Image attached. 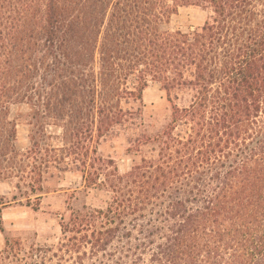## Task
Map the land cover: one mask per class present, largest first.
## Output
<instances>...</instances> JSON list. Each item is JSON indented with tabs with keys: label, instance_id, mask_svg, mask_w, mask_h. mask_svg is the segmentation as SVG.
I'll list each match as a JSON object with an SVG mask.
<instances>
[{
	"label": "trees",
	"instance_id": "obj_1",
	"mask_svg": "<svg viewBox=\"0 0 264 264\" xmlns=\"http://www.w3.org/2000/svg\"><path fill=\"white\" fill-rule=\"evenodd\" d=\"M192 5L201 27L166 29ZM149 82L171 114L121 173L97 144ZM70 171L106 206L61 215L55 246L5 237L0 264H264V0H0V182L38 203Z\"/></svg>",
	"mask_w": 264,
	"mask_h": 264
},
{
	"label": "rangeland",
	"instance_id": "obj_2",
	"mask_svg": "<svg viewBox=\"0 0 264 264\" xmlns=\"http://www.w3.org/2000/svg\"><path fill=\"white\" fill-rule=\"evenodd\" d=\"M210 16V11L200 6H182L172 15L166 29H179L184 32L201 27ZM121 108L126 121L118 125L97 144V153L103 158L112 159L118 170L123 173L132 165V160H139V155L129 151L135 136L141 133L153 135L167 123L171 114V105L166 92L156 82H149L142 93L141 101L123 99ZM15 112L9 115L15 118ZM30 127L23 120L16 125V148L24 152L31 146ZM61 130L49 127L45 144L57 146L55 138ZM147 147H142L145 150ZM27 172V171H26ZM26 175V173H23ZM21 172H16L11 180L0 182V196H4L5 206L1 210V224L5 231H0V250L4 247L5 237L20 238L27 244L55 246L60 239V217L67 216L69 209H80L83 205L105 207L110 194L96 188H85L79 173L65 172L57 176L45 174L43 192L36 203L34 196L25 194L26 188L17 187ZM14 196V197H13ZM15 198V199H13ZM37 204V205H36Z\"/></svg>",
	"mask_w": 264,
	"mask_h": 264
}]
</instances>
